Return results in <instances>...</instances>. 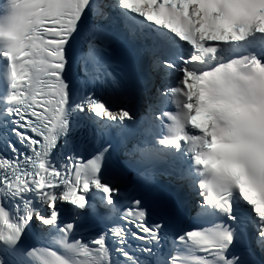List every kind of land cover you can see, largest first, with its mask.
<instances>
[{
	"label": "snow or ice",
	"instance_id": "6c2138e0",
	"mask_svg": "<svg viewBox=\"0 0 264 264\" xmlns=\"http://www.w3.org/2000/svg\"><path fill=\"white\" fill-rule=\"evenodd\" d=\"M0 264H264V0H0Z\"/></svg>",
	"mask_w": 264,
	"mask_h": 264
}]
</instances>
